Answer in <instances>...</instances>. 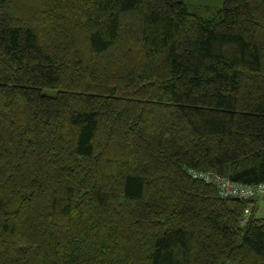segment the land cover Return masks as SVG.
Segmentation results:
<instances>
[{
    "label": "trees",
    "instance_id": "obj_1",
    "mask_svg": "<svg viewBox=\"0 0 264 264\" xmlns=\"http://www.w3.org/2000/svg\"><path fill=\"white\" fill-rule=\"evenodd\" d=\"M190 172L264 183V0H0V264H264Z\"/></svg>",
    "mask_w": 264,
    "mask_h": 264
},
{
    "label": "built area",
    "instance_id": "obj_2",
    "mask_svg": "<svg viewBox=\"0 0 264 264\" xmlns=\"http://www.w3.org/2000/svg\"><path fill=\"white\" fill-rule=\"evenodd\" d=\"M189 174L193 179L214 187L223 200L253 201L264 198V183L254 186H241L215 173L190 172ZM250 212V209L246 211L242 225L247 224Z\"/></svg>",
    "mask_w": 264,
    "mask_h": 264
},
{
    "label": "rangeland",
    "instance_id": "obj_3",
    "mask_svg": "<svg viewBox=\"0 0 264 264\" xmlns=\"http://www.w3.org/2000/svg\"><path fill=\"white\" fill-rule=\"evenodd\" d=\"M178 1L192 7H202V8L204 7V8H212V9L220 8L225 3V0H178ZM258 205L259 207H258L257 218L264 219V200L260 201Z\"/></svg>",
    "mask_w": 264,
    "mask_h": 264
},
{
    "label": "crops",
    "instance_id": "obj_4",
    "mask_svg": "<svg viewBox=\"0 0 264 264\" xmlns=\"http://www.w3.org/2000/svg\"><path fill=\"white\" fill-rule=\"evenodd\" d=\"M262 200H264V198L258 199V200L256 201V205H255V207H256L257 213H258V207H259L258 204H259L260 201H262ZM256 218H257V214H256Z\"/></svg>",
    "mask_w": 264,
    "mask_h": 264
},
{
    "label": "water",
    "instance_id": "obj_5",
    "mask_svg": "<svg viewBox=\"0 0 264 264\" xmlns=\"http://www.w3.org/2000/svg\"><path fill=\"white\" fill-rule=\"evenodd\" d=\"M238 201V200H237Z\"/></svg>",
    "mask_w": 264,
    "mask_h": 264
}]
</instances>
